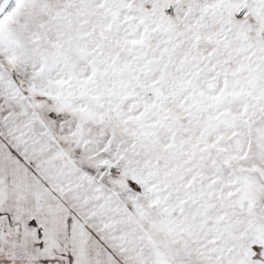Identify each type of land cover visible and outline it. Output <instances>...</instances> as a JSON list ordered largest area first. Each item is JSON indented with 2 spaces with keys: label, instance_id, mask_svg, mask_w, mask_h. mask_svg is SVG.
I'll return each mask as SVG.
<instances>
[{
  "label": "snow or ice",
  "instance_id": "1",
  "mask_svg": "<svg viewBox=\"0 0 264 264\" xmlns=\"http://www.w3.org/2000/svg\"><path fill=\"white\" fill-rule=\"evenodd\" d=\"M0 264H264V0H0Z\"/></svg>",
  "mask_w": 264,
  "mask_h": 264
}]
</instances>
